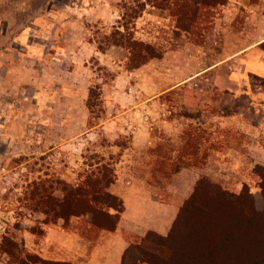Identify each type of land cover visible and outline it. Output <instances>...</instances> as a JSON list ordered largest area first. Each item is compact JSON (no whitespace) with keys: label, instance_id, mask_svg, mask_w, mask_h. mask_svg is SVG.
<instances>
[{"label":"rangeland","instance_id":"1","mask_svg":"<svg viewBox=\"0 0 264 264\" xmlns=\"http://www.w3.org/2000/svg\"><path fill=\"white\" fill-rule=\"evenodd\" d=\"M114 3L118 21L126 24L130 33L135 26L134 35L152 41L159 51L179 49L190 57L196 48L212 60L235 54L253 41L259 29L249 16L253 12L264 15V0H195L189 7L192 27L186 31L178 28V14L173 15L171 4V9L168 5L163 10L150 6L159 19L147 18L138 27L141 15L131 18L135 11L143 12L138 3ZM118 21L86 23L85 28V0H0V247L9 237L25 251L45 259L78 263L85 257V225L90 216L72 217L67 224L63 219L49 223L44 214L46 203L32 198L33 189L41 184L62 198L68 186L82 184L96 171L95 164L101 159L114 167L116 182L131 172L130 162L127 166L120 163L131 154L139 155L131 149V134L121 132L120 137L110 140L104 130L86 133L112 111L113 78L121 69L104 67L95 57L85 65L81 40L86 37L100 42L105 31L119 25ZM118 55L123 56V52ZM131 64L128 60L126 66L131 68ZM119 66L124 67V63ZM160 68L159 64L161 72ZM91 86L95 89L89 96ZM159 92L153 89L148 93L159 96L151 107L156 113L153 124L180 130L171 134L158 130L155 138L161 145L149 153L163 158L155 159L154 165H132V171L142 177L149 175L147 184L165 199H180L183 193L188 199L202 179L197 205L191 207L188 221L180 225L210 224L221 211L223 221L217 226L233 224L242 233L261 226L264 229L260 186L264 172V97L257 96L253 102L242 90L225 91L210 80L199 81L195 87L187 83L170 92ZM199 95L202 100L194 105L192 100ZM117 121L118 127H130L145 120L131 114ZM212 185L219 186L220 193L228 192L227 197L217 199ZM225 198L227 205L223 204ZM215 201L214 208L208 206ZM219 204L224 205L222 210ZM51 228L83 234L80 249L74 252L73 248L51 244ZM216 231L208 229L197 247L215 243ZM180 239L178 234L177 244L156 241L150 248L166 259L173 250L181 251ZM130 254L135 260L138 248L132 246ZM12 259L0 250V264H18Z\"/></svg>","mask_w":264,"mask_h":264},{"label":"crops","instance_id":"2","mask_svg":"<svg viewBox=\"0 0 264 264\" xmlns=\"http://www.w3.org/2000/svg\"><path fill=\"white\" fill-rule=\"evenodd\" d=\"M118 1L120 0H85V28L86 23L118 21L119 15L114 3ZM149 8L150 6L144 10L143 16L141 14L139 17L138 27L147 18L159 19ZM253 13L249 16V20L257 23L259 35H256L253 41L242 46L235 54L221 59L216 57L212 60L210 57H205L201 55L200 49L196 51V48H193V54L187 57L182 50L178 49L167 51L161 58L151 59L138 67L128 68L126 66L130 54L128 49L112 45L106 51H101L95 41L87 40L86 37L85 41L81 40L80 45L83 49L81 55L85 59V65L90 62L91 58L95 57L104 67L106 65L118 66L121 69V71L116 72L113 78V95L109 100L113 106L112 111L104 122H100L96 127H89L86 133L89 134L95 129H100L104 130L103 132L107 134L110 140H115L120 137L121 132H128L132 136L133 147L131 149L139 155L131 154L126 161H120L124 164L130 162L129 168L132 173L120 176V179L111 187L112 192L123 200L124 208L118 225L110 231L94 227V225H87V228L93 231L90 233L91 236H85V257L77 264H122L125 251L136 239L142 238L150 231H155L161 235L169 233L180 207L186 200V194L183 193L180 199L178 196L165 199L159 193H155L152 187H149L147 184L149 175L142 177V175L132 171V165L142 163L146 166L154 165L155 159L163 158L149 153L150 150L161 145L158 143L160 139L155 138L158 130L159 132L164 131L165 134L180 130L173 126H155L153 124L152 116L156 113L151 111V107L159 96H150L148 93L153 89L159 90L161 93L170 92L187 83L195 87L199 81L210 80L225 91L242 90L254 100L253 102L258 98L257 96L263 98L264 15H259L257 12ZM132 29L134 32L137 31L135 26ZM137 39L146 41L143 38L137 37ZM148 42L155 44L152 41ZM122 52L123 56L119 57L118 54H122ZM74 55L81 57L78 54ZM123 63L124 67L119 66ZM159 64L161 65V72L157 69ZM161 75L163 76L160 77ZM259 81L260 84H258ZM163 85H167V88L163 89ZM89 90L88 88V95ZM201 100L199 95L195 96L192 102L196 105ZM127 101L133 102V105H126ZM131 114L143 118L144 123L139 125L133 123L130 127L117 126V120H123L125 116ZM113 143L115 142L113 141ZM48 234L51 244L62 245L65 249L73 248L74 252L80 249L81 242L84 241L80 234L64 229L51 228Z\"/></svg>","mask_w":264,"mask_h":264},{"label":"trees","instance_id":"3","mask_svg":"<svg viewBox=\"0 0 264 264\" xmlns=\"http://www.w3.org/2000/svg\"><path fill=\"white\" fill-rule=\"evenodd\" d=\"M133 1L138 3V7H141V11L143 12L148 6L158 8L159 10H163L168 5V9H171L173 6V15L178 14V28L188 31V27H192L193 14L189 7L190 4H195V0ZM142 13L135 11L134 15H131V18H138ZM130 30H132L131 33L129 32V27L120 21L119 25H114L111 28V31H105L103 39L97 42L99 50L106 51L112 45L128 49L130 52L129 61L131 60L132 63L131 68L138 67L151 59L163 56L164 51H159L155 44L137 39L133 29L130 28ZM96 86L98 85L95 84L94 87L96 88ZM95 88L90 87L89 96L90 93L93 95V89ZM95 165L98 169L87 175L82 184L68 186L62 198H57V196L53 195L52 192H49L41 184L37 186L38 188L33 189L31 193L32 198H37L38 201L46 203L47 207L44 214L48 217L49 223L55 224L58 220L63 219L64 223L67 224L72 217L90 216L87 221L88 225H94V227L103 228L108 231L116 228L124 206L123 200L111 190L112 185L117 180L115 169L110 163H104L103 159L96 162ZM261 173L262 181L260 186L264 195V172ZM201 181L202 179L197 182L193 194L180 207L169 233L161 235L155 231H150L142 238H138L125 251L122 264H264V229H262V226L256 231L247 230L244 233L233 224L217 226L215 224L223 221L222 216L224 214L221 211L218 212L219 215L215 219L211 217L214 221L210 224L180 225V222L188 221L186 216L190 214L191 207L197 205L195 198L201 192ZM212 186L215 188L217 199L220 197L222 201V197H227L228 192L222 190L220 193L219 186ZM216 203L217 201L208 204V206H213L214 208ZM223 204L227 205L226 198L223 200ZM224 205L220 207L221 205L219 204L221 210L224 208ZM217 211L215 212L216 214ZM223 211L225 212V210ZM226 213H230V211ZM261 214H264V212ZM63 226L67 228V225ZM87 227L85 225V236H91L90 233L93 230ZM212 228L217 230L215 232L216 242H212L208 247L201 248L199 246L198 248L197 244L199 241L207 230ZM178 234H181V239L178 243L181 251L177 250L174 252L173 250L169 258L165 259L150 248L151 245L157 243L156 241L159 244L167 242L177 244ZM212 239H215L214 236ZM132 246L139 250V257L135 260L132 259V255L130 254ZM0 250L7 252L13 258L12 262L18 264H25V261L33 264H77L71 261L45 259L38 254L27 252L24 247H20L18 243L12 241L9 237L4 238Z\"/></svg>","mask_w":264,"mask_h":264}]
</instances>
